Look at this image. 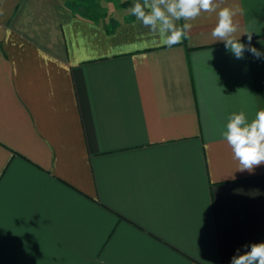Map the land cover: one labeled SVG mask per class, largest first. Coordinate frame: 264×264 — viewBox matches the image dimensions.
Instances as JSON below:
<instances>
[{
  "label": "crops",
  "instance_id": "0c3cea01",
  "mask_svg": "<svg viewBox=\"0 0 264 264\" xmlns=\"http://www.w3.org/2000/svg\"><path fill=\"white\" fill-rule=\"evenodd\" d=\"M128 1L0 0V264H231L264 242V164L238 170L221 136L264 109V57L213 42L215 13L168 47ZM225 5L264 53V0Z\"/></svg>",
  "mask_w": 264,
  "mask_h": 264
},
{
  "label": "clouds",
  "instance_id": "9594fccd",
  "mask_svg": "<svg viewBox=\"0 0 264 264\" xmlns=\"http://www.w3.org/2000/svg\"><path fill=\"white\" fill-rule=\"evenodd\" d=\"M130 12L168 47L182 42L192 21L202 14L215 13L216 23L210 34L213 42H224L236 59H243L245 51L257 59L264 57V53L251 45L252 33L241 30L236 19L240 14L239 7L225 5V0H134ZM180 21H183L182 25L178 23ZM242 34H247L248 44L240 42ZM221 136L231 149L238 170L252 172L264 164V109L256 111L251 119L243 110L228 115ZM244 248L242 254L237 249L231 264H264V242Z\"/></svg>",
  "mask_w": 264,
  "mask_h": 264
},
{
  "label": "rangeland",
  "instance_id": "374dc122",
  "mask_svg": "<svg viewBox=\"0 0 264 264\" xmlns=\"http://www.w3.org/2000/svg\"><path fill=\"white\" fill-rule=\"evenodd\" d=\"M97 1H100V0H97ZM101 1H103V4H102V6H101V9L102 10H100V8L98 7V6H93V7H88V8H91V9H95V11H99V12H101L102 14L103 13H105V11H108V12H110L111 10H114L118 5H119V1L120 0H112L113 1V3H110V5L108 4V2H110V0L108 1V0H101ZM105 1H108L107 2V4H105ZM115 1H118L117 3L115 2ZM123 3H125V4H127L129 1L128 0H121ZM110 9V10H109ZM120 5H119V7H118V17H122V15H125V11L123 12V11H120Z\"/></svg>",
  "mask_w": 264,
  "mask_h": 264
}]
</instances>
